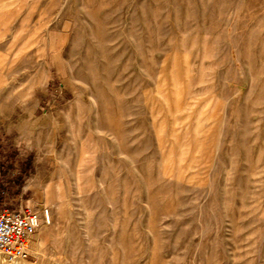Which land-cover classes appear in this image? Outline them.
Returning <instances> with one entry per match:
<instances>
[{"label": "rangeland", "instance_id": "374dc122", "mask_svg": "<svg viewBox=\"0 0 264 264\" xmlns=\"http://www.w3.org/2000/svg\"><path fill=\"white\" fill-rule=\"evenodd\" d=\"M3 209L14 264H264V0H0Z\"/></svg>", "mask_w": 264, "mask_h": 264}, {"label": "built area", "instance_id": "2783aa9c", "mask_svg": "<svg viewBox=\"0 0 264 264\" xmlns=\"http://www.w3.org/2000/svg\"><path fill=\"white\" fill-rule=\"evenodd\" d=\"M41 221L40 213L32 209L23 213L0 210V256L6 264L28 257L31 241Z\"/></svg>", "mask_w": 264, "mask_h": 264}]
</instances>
